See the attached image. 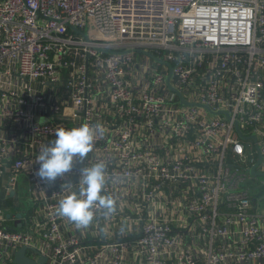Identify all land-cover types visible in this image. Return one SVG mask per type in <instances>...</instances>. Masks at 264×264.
I'll return each instance as SVG.
<instances>
[{"label": "built area", "instance_id": "2783aa9c", "mask_svg": "<svg viewBox=\"0 0 264 264\" xmlns=\"http://www.w3.org/2000/svg\"><path fill=\"white\" fill-rule=\"evenodd\" d=\"M85 123L92 150L42 181ZM256 145L264 175V0H0V264H264ZM96 162L116 208L77 228L58 202Z\"/></svg>", "mask_w": 264, "mask_h": 264}, {"label": "clouds", "instance_id": "9594fccd", "mask_svg": "<svg viewBox=\"0 0 264 264\" xmlns=\"http://www.w3.org/2000/svg\"><path fill=\"white\" fill-rule=\"evenodd\" d=\"M101 131L100 125L87 123L57 129L55 139L42 148L36 158L35 162L39 164L36 174L49 184L64 178L92 150L97 132ZM105 169L103 162L81 168L78 189L69 191L59 200L57 214L67 218L77 228H84L93 222L97 209H104L106 214L114 212V199L104 193Z\"/></svg>", "mask_w": 264, "mask_h": 264}, {"label": "rangeland", "instance_id": "374dc122", "mask_svg": "<svg viewBox=\"0 0 264 264\" xmlns=\"http://www.w3.org/2000/svg\"><path fill=\"white\" fill-rule=\"evenodd\" d=\"M246 141L252 143V140H250V139H248ZM20 184H21V181H20ZM249 185L251 187V194L256 198L258 209H260V210L264 209V175L263 174H257L256 176H253L249 181ZM21 192H23V191H21ZM16 201H17V206L19 209L23 204L26 205L24 196L22 199L17 195ZM10 203L12 204L14 202L10 201Z\"/></svg>", "mask_w": 264, "mask_h": 264}, {"label": "water", "instance_id": "95a60500", "mask_svg": "<svg viewBox=\"0 0 264 264\" xmlns=\"http://www.w3.org/2000/svg\"><path fill=\"white\" fill-rule=\"evenodd\" d=\"M148 54H149L152 58L157 59L153 54H151V53H148ZM157 60H158V59H157ZM170 71H171V68L169 69V74H168V77H167V81H168V82H169ZM235 125H236V129H237L238 133L240 134V136H241V137H244V136L241 134V132H240L238 126H237V122H235ZM251 137H252L254 140H256V137H255L254 135H252ZM256 149H257V160H256L255 164H254V165L252 166V168H251V173H253V174H259V173L255 170V166H256V165L260 162V160H261V154H260V150H259V146H258V145H256ZM19 216H20V214L18 213V214H17V217H19ZM25 249H26V248H25L24 246H22V247H20V248L16 251L15 256H14V260H15V262H16L17 264H41V263L44 262L45 258H44L43 256H41L37 261H35V260H33V259L27 257V256L25 255Z\"/></svg>", "mask_w": 264, "mask_h": 264}, {"label": "crops", "instance_id": "0c3cea01", "mask_svg": "<svg viewBox=\"0 0 264 264\" xmlns=\"http://www.w3.org/2000/svg\"><path fill=\"white\" fill-rule=\"evenodd\" d=\"M18 214V213H17ZM9 225H13L14 224V221H9L8 223Z\"/></svg>", "mask_w": 264, "mask_h": 264}]
</instances>
